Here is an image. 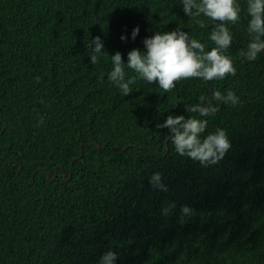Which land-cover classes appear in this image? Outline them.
I'll return each instance as SVG.
<instances>
[{
    "label": "trees",
    "instance_id": "1",
    "mask_svg": "<svg viewBox=\"0 0 264 264\" xmlns=\"http://www.w3.org/2000/svg\"><path fill=\"white\" fill-rule=\"evenodd\" d=\"M239 3L240 22L227 24L235 76L168 92L137 81L123 96L107 55L89 62L95 37L126 63L156 30L179 27L211 50L210 28L179 0H0V264H97L107 250L115 264H264V55H237ZM134 27L135 40L121 41ZM226 89L241 104L217 105L208 126L228 132L223 159L177 156L156 125ZM154 172L167 192L152 188Z\"/></svg>",
    "mask_w": 264,
    "mask_h": 264
},
{
    "label": "clouds",
    "instance_id": "2",
    "mask_svg": "<svg viewBox=\"0 0 264 264\" xmlns=\"http://www.w3.org/2000/svg\"><path fill=\"white\" fill-rule=\"evenodd\" d=\"M182 10L189 18H193L201 28L209 27L208 39L214 44L211 50H206L204 43L192 38L188 32L177 27L173 31L156 30L142 41L143 50L133 48L127 52V62L122 60L119 51L108 55L99 36L91 42V64H97L107 55L110 69L108 81L117 88L123 96L132 92V85L137 81L157 84L164 92L172 90L180 80L196 78L204 82L224 80L226 76H235L236 67L232 57L227 54L232 45L233 34L227 24H237L241 20L239 0H179ZM247 16V42L237 53L246 61H255L264 55V0H245ZM203 17L204 19H201ZM139 27H134L130 36L121 34V41L129 38L135 40ZM131 70V75L126 71ZM241 104L240 97L231 89L224 92L214 90L201 94L194 104L187 105L184 115H168L157 128H167L168 139L175 154L198 162L203 167L219 163L231 147L226 129L217 127L209 130L210 119L217 111V105L237 106ZM43 123V119L38 121ZM149 183L152 188L167 192L162 174L154 172ZM175 204H167L161 208V214L167 215ZM182 216L192 214V209L182 206ZM117 254L107 250L101 254L97 264H115Z\"/></svg>",
    "mask_w": 264,
    "mask_h": 264
}]
</instances>
